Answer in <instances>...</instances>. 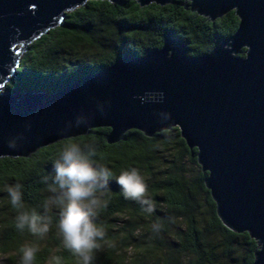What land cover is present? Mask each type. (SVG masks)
Masks as SVG:
<instances>
[{
	"label": "water",
	"instance_id": "1",
	"mask_svg": "<svg viewBox=\"0 0 264 264\" xmlns=\"http://www.w3.org/2000/svg\"><path fill=\"white\" fill-rule=\"evenodd\" d=\"M87 1L0 0V157H26L97 127L109 129L108 144L131 129L151 137L176 127L196 149L217 217L227 229L247 232L257 244L251 264H264V0H182L210 21L231 10L238 18L235 31L206 54L188 55L170 36L160 48L121 53L56 91H1L27 45ZM76 117L83 122L73 126ZM13 135L18 146L9 149L4 140Z\"/></svg>",
	"mask_w": 264,
	"mask_h": 264
},
{
	"label": "trees",
	"instance_id": "2",
	"mask_svg": "<svg viewBox=\"0 0 264 264\" xmlns=\"http://www.w3.org/2000/svg\"><path fill=\"white\" fill-rule=\"evenodd\" d=\"M181 2L140 7L134 0H88L66 12L61 25L27 45L16 75L3 89L56 91L108 66L121 53L143 55L160 48L170 36L185 43L188 55L206 54L237 28L233 10L210 21L184 9ZM244 50L239 57L244 56ZM108 131L97 127L75 137L99 138V151L117 174L128 164L140 166L150 179L149 192L155 208L152 217L145 219L139 205L124 200L119 185L110 181V203L100 217L107 229V243L102 242V253L95 251L94 264H109L116 253V243L135 249L132 264H251L256 241L247 232L235 233L221 223L204 185L206 173L196 162V149L187 148L176 127L151 137L131 129L123 140L112 144L105 140ZM63 140L26 157H0V177L20 179L26 186L25 198L35 202L41 195L40 176L50 170L48 158ZM5 200L0 193V254L16 252L19 244L30 239L15 231L13 214ZM122 215L123 223L117 224L116 217ZM168 216L174 218V223L168 222ZM152 218H159L164 225L159 234L148 231ZM49 237L36 254L35 264H44L55 251L50 241L58 247V239L51 234ZM56 254L63 257L64 264H73L74 258L66 251Z\"/></svg>",
	"mask_w": 264,
	"mask_h": 264
},
{
	"label": "clouds",
	"instance_id": "3",
	"mask_svg": "<svg viewBox=\"0 0 264 264\" xmlns=\"http://www.w3.org/2000/svg\"><path fill=\"white\" fill-rule=\"evenodd\" d=\"M82 122L76 117L72 124L78 126ZM101 143L99 138L69 136L63 140L48 158L50 170L40 176L41 195L35 202L25 198L26 186L20 179L0 177V193L13 214L15 231L30 237L18 245L15 264H35L39 242L50 234L58 238L59 244L49 254V264H64L63 257L56 254L61 250L74 258L73 264H94L95 251L102 242L107 243V229L100 217L110 203L112 180L119 185L124 200L136 202L145 219L152 217L155 205L149 192V177L133 164L115 173L99 151ZM4 144L15 149L18 137L9 136ZM167 219L174 223L172 216ZM163 226L159 218H152L148 231L159 234ZM3 259L4 254H0V264Z\"/></svg>",
	"mask_w": 264,
	"mask_h": 264
},
{
	"label": "rangeland",
	"instance_id": "4",
	"mask_svg": "<svg viewBox=\"0 0 264 264\" xmlns=\"http://www.w3.org/2000/svg\"><path fill=\"white\" fill-rule=\"evenodd\" d=\"M1 91H4V89L1 88ZM124 219H125L124 215L116 217L117 224L121 225L123 223ZM117 224H116V226H119ZM48 239H50V237ZM45 241L46 240L40 241L39 247H41ZM49 245L53 248V250H55L56 244L54 242L50 241ZM103 250H104V247L101 246V248L99 250H97L96 252H97V254H100L103 252ZM115 251H116V253H115V255H113L112 261L109 264H132L133 263V260L135 258L134 257L135 249H133L131 247L124 246V245L119 244V243H116V250ZM14 253H15V251L3 253L4 254L3 264H15L16 256L14 255ZM149 262H151V260H149ZM44 264H49V261L45 262Z\"/></svg>",
	"mask_w": 264,
	"mask_h": 264
}]
</instances>
